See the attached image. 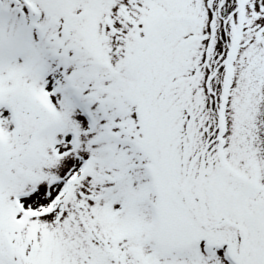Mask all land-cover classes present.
I'll return each instance as SVG.
<instances>
[{"label":"snow or ice","instance_id":"snow-or-ice-1","mask_svg":"<svg viewBox=\"0 0 264 264\" xmlns=\"http://www.w3.org/2000/svg\"><path fill=\"white\" fill-rule=\"evenodd\" d=\"M0 264H264V0H0Z\"/></svg>","mask_w":264,"mask_h":264}]
</instances>
